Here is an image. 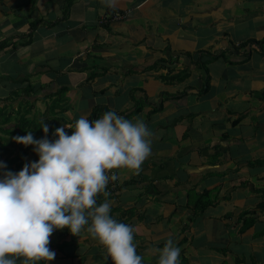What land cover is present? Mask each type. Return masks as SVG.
<instances>
[{
	"label": "crops",
	"instance_id": "obj_1",
	"mask_svg": "<svg viewBox=\"0 0 264 264\" xmlns=\"http://www.w3.org/2000/svg\"><path fill=\"white\" fill-rule=\"evenodd\" d=\"M113 11L130 14L102 21ZM2 106L14 172L39 159L16 135L54 140L111 109L142 117L153 151L118 169L109 200L144 264L169 237L181 264H264V0H0ZM198 197L215 202L199 213ZM49 247L48 264L113 263L86 230L55 229Z\"/></svg>",
	"mask_w": 264,
	"mask_h": 264
},
{
	"label": "clouds",
	"instance_id": "obj_2",
	"mask_svg": "<svg viewBox=\"0 0 264 264\" xmlns=\"http://www.w3.org/2000/svg\"><path fill=\"white\" fill-rule=\"evenodd\" d=\"M114 6L115 0H103ZM65 127L74 131L69 134ZM41 128L48 133L49 125ZM54 140L32 131L13 137L33 145L39 159L21 170L0 161V264H47L56 252L49 247L55 229L72 234L86 230L106 249L113 264H144L134 243V226L111 215V200L120 167L140 171L152 153V130L142 117L130 120L116 110L95 120L81 115L73 124L55 128ZM113 169V173L108 170ZM114 184L115 188L111 189ZM106 197L97 203V195ZM181 248L169 237L159 249L158 264H181Z\"/></svg>",
	"mask_w": 264,
	"mask_h": 264
},
{
	"label": "trees",
	"instance_id": "obj_3",
	"mask_svg": "<svg viewBox=\"0 0 264 264\" xmlns=\"http://www.w3.org/2000/svg\"><path fill=\"white\" fill-rule=\"evenodd\" d=\"M36 1L37 0H29V7H32L35 3H36ZM109 20H107V22H108ZM112 21V20H111ZM3 106H4V104H3ZM2 106V108H0V115L2 116V117H5L4 118V120H2V124H6L7 122H9L10 120H11V115H12V113L11 112H8V113H4V111H5V108ZM24 111H27V110H24ZM8 114V115H7ZM26 123H25V125H24V127H23V129H22V131H24V129L26 128V127H29V125L31 124V123H33V121L32 122H30L29 120L28 121H26V119H25V116H23V118H22ZM34 124V123H33ZM34 126H36V125H34ZM20 128H22V126H20ZM24 157V155L23 156H21V158H23ZM1 174L3 173V170L0 172ZM112 193L107 197V199H109V198H111L112 196ZM211 198V197H210ZM104 199H106V197L103 195V193H99L98 195H97V203L99 204V203H102L103 201H104ZM209 199V197H198L197 198V200L198 201H201V203H200V205H196V209L198 210V212L199 213H202L203 211H205V209H207L208 207H209V205H211V203L213 202H215L212 198H211V200H212V202L211 201H209L208 200ZM119 209H114V210H112L111 211V215H114V213L115 212H117ZM126 213V215L127 214H130V215H128V217L129 216H131V212H125ZM115 218V217H114ZM115 219H117L118 221H123V222H125V223H128V220L126 219L125 220V218H123V217H121V216H119V217H117V218H115ZM129 224V223H128ZM66 231H69L68 230V228L66 227ZM71 255V254H70ZM67 257H69V255H67ZM70 258H71V261L70 262H68L67 264H74V259L76 258V256H74V255H71L70 256ZM22 259L23 258H19L18 259V261H17V264H22ZM81 261V260H80ZM36 264H47V261L46 260H44V259H41L40 261H37L36 262ZM113 264V263H112Z\"/></svg>",
	"mask_w": 264,
	"mask_h": 264
},
{
	"label": "built area",
	"instance_id": "obj_4",
	"mask_svg": "<svg viewBox=\"0 0 264 264\" xmlns=\"http://www.w3.org/2000/svg\"><path fill=\"white\" fill-rule=\"evenodd\" d=\"M130 14V12H119V11H113V12H110L108 13L107 15H105L103 18H102V21H107V20H122L124 18H126L128 15ZM109 173H113V169L111 170H108ZM115 188V185L112 184L111 185V189Z\"/></svg>",
	"mask_w": 264,
	"mask_h": 264
},
{
	"label": "rangeland",
	"instance_id": "obj_5",
	"mask_svg": "<svg viewBox=\"0 0 264 264\" xmlns=\"http://www.w3.org/2000/svg\"><path fill=\"white\" fill-rule=\"evenodd\" d=\"M95 264H99V262L95 263Z\"/></svg>",
	"mask_w": 264,
	"mask_h": 264
}]
</instances>
